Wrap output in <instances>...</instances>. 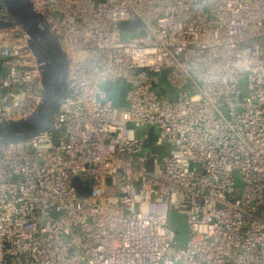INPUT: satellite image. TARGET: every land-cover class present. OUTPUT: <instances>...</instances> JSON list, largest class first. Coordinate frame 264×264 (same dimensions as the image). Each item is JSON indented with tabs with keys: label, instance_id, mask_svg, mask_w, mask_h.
Instances as JSON below:
<instances>
[{
	"label": "built area",
	"instance_id": "obj_1",
	"mask_svg": "<svg viewBox=\"0 0 264 264\" xmlns=\"http://www.w3.org/2000/svg\"><path fill=\"white\" fill-rule=\"evenodd\" d=\"M30 1L68 86L47 130L0 143V264H264V0ZM0 19V121L18 120L40 68L1 0ZM118 79L124 106L102 87Z\"/></svg>",
	"mask_w": 264,
	"mask_h": 264
},
{
	"label": "water",
	"instance_id": "obj_2",
	"mask_svg": "<svg viewBox=\"0 0 264 264\" xmlns=\"http://www.w3.org/2000/svg\"><path fill=\"white\" fill-rule=\"evenodd\" d=\"M1 1L11 14V23L18 25L26 35L27 43L32 48L40 68L42 84L41 100L32 113L18 120L0 121V143L8 144L31 138L51 126L67 93L68 61L58 38L49 31L44 16L37 12L30 0ZM7 24L0 19V25ZM144 33L143 30L140 31V35H144ZM147 72L150 75L157 74L148 69ZM167 86L172 89L168 84ZM127 125L134 126L133 123ZM148 131L149 136L144 142V148L148 150V154L157 153L158 148L152 147V143L156 139L155 129L150 127ZM147 168L148 170L152 169L151 158L147 162ZM74 182L79 183V181ZM76 189L78 193L82 191V188L76 187Z\"/></svg>",
	"mask_w": 264,
	"mask_h": 264
},
{
	"label": "rangeland",
	"instance_id": "obj_3",
	"mask_svg": "<svg viewBox=\"0 0 264 264\" xmlns=\"http://www.w3.org/2000/svg\"><path fill=\"white\" fill-rule=\"evenodd\" d=\"M119 28H120V33H121L122 38L130 37L132 34L138 32L140 28V22L138 19H134V18L126 20V21H122L119 24ZM167 72H168V69L162 70V72L159 74L160 82L154 85V88L158 92V94L171 93V89L167 86L168 84L167 79H166ZM116 81L118 82L117 84L124 82V80L122 79H118ZM102 87L109 90L110 92H114L116 90V84L112 82H105L102 84ZM74 181H79V183L77 182L75 183ZM73 185L76 186L77 188H82V191H79V194L87 193L88 184L85 182L81 183V179L79 177L74 178ZM168 223L172 228L176 226L180 230H183L184 232L187 233L188 226L186 223V217L184 215L178 214L173 209L169 210Z\"/></svg>",
	"mask_w": 264,
	"mask_h": 264
},
{
	"label": "trees",
	"instance_id": "obj_4",
	"mask_svg": "<svg viewBox=\"0 0 264 264\" xmlns=\"http://www.w3.org/2000/svg\"><path fill=\"white\" fill-rule=\"evenodd\" d=\"M112 83L116 84V90L114 92H110L109 90L105 89L108 92L109 98L112 101L114 106H124L125 105V92L127 90V84L125 82H121L120 84H117L118 82L114 81ZM176 233V241L178 244H183L186 238V232L183 230H180L178 227H173Z\"/></svg>",
	"mask_w": 264,
	"mask_h": 264
}]
</instances>
